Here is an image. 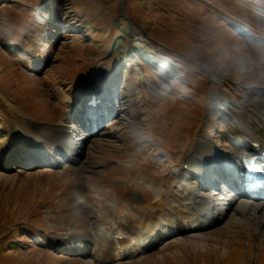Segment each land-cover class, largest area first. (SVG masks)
<instances>
[{"label":"rangeland","instance_id":"374dc122","mask_svg":"<svg viewBox=\"0 0 264 264\" xmlns=\"http://www.w3.org/2000/svg\"><path fill=\"white\" fill-rule=\"evenodd\" d=\"M54 1L0 0V264H264V199L228 200L227 158L264 131V0ZM189 187L218 209L201 229Z\"/></svg>","mask_w":264,"mask_h":264},{"label":"bare ground","instance_id":"6f19581e","mask_svg":"<svg viewBox=\"0 0 264 264\" xmlns=\"http://www.w3.org/2000/svg\"><path fill=\"white\" fill-rule=\"evenodd\" d=\"M89 88L92 91H95L94 89L100 91L102 89V86L95 82V85H90ZM92 94H89L88 97H90ZM67 128V127H65ZM40 131L41 135H38L40 137H45L44 135H48L49 137H56V134L58 131L54 128L46 129ZM14 132H18L16 129ZM33 139V138H32ZM239 141V146L234 148L228 155V160L235 166L236 172L235 177H238V172L240 170L241 166V160L244 155H252L256 157H260L262 153H264V131L260 133H256L255 136H250L247 133H244V129H241L237 133V137H235V140ZM56 148L60 150L61 152L65 151L61 147L62 143L60 141H55ZM255 144V146H253ZM70 148H74V143L71 142ZM69 150L68 152H71ZM211 151L210 147L206 145H202L195 154L191 156V158L187 161L189 166V171L194 172L200 179H206L208 177V171L207 167L210 166L209 162L216 163V162H222V157L217 156L215 159H209V162L206 160L207 156H210L209 153ZM212 157V156H211ZM237 179V178H236ZM188 195L190 198H192L191 201V207L197 206L199 207L196 212H193L189 216V220L183 223L182 228L185 230H192L194 229H201L208 225V222L210 221V216L212 215L211 210L212 206L209 204V199H206L203 201L204 197L203 195H200L198 192L194 190L193 187H189ZM229 200L235 201V197H231ZM261 207H264L263 204H259ZM250 203L248 201H245V203L241 204V208L246 209L249 208ZM193 216V217H192ZM175 226L171 223L166 226L167 230L173 229Z\"/></svg>","mask_w":264,"mask_h":264},{"label":"trees","instance_id":"16d2710c","mask_svg":"<svg viewBox=\"0 0 264 264\" xmlns=\"http://www.w3.org/2000/svg\"><path fill=\"white\" fill-rule=\"evenodd\" d=\"M124 3H125V1H124ZM124 6H125L124 8H126V15H124V14H120L119 17L116 19L115 23H116L117 25H119V24H121V23H127V25H128L129 27H130V26H133V24H136V23H137V22L133 19V17H132V16H134V15H133V14L127 9L126 3H125ZM150 6H151V7H154V1H153V0H150ZM52 10H54V9H52ZM147 12H148V10H147ZM149 17H151V16L149 15ZM152 22H153V20L150 18V22L148 23V25H149V24H152ZM152 25H153V24H152ZM143 26H144V27H142V31H143L144 33H146L145 36L148 37V38L151 40L152 43H154V49L159 50L160 47L157 46L158 44H156L155 42H153V41H155V40H153L152 38H150V37L147 35V32H149V31H148V29L145 30V25H144V24H143ZM122 30L125 31L124 28H123ZM123 31H120V34H122ZM125 35H126L127 37H132L133 35H136V34H135L134 32H132L131 30L128 29V31H127V33H125ZM122 36H123V34L120 35V36H118L117 39L114 40V42H116V40H119ZM21 235H22V234H21ZM22 236H23V235H22Z\"/></svg>","mask_w":264,"mask_h":264}]
</instances>
